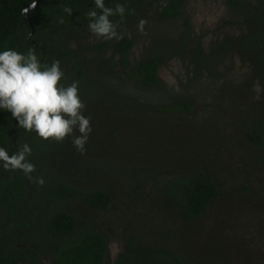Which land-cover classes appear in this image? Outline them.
<instances>
[{
  "label": "rangeland",
  "instance_id": "obj_1",
  "mask_svg": "<svg viewBox=\"0 0 264 264\" xmlns=\"http://www.w3.org/2000/svg\"><path fill=\"white\" fill-rule=\"evenodd\" d=\"M224 3L186 2L181 18L205 45L227 17ZM177 25L161 26L176 31ZM130 27L136 36L141 32L138 24ZM139 42L133 57L142 54ZM185 50L183 43L177 45L180 54ZM188 64L179 55L163 61L157 90L130 84L124 91L113 78L98 77L89 95L79 96L93 129L86 151H78L71 136L54 140L46 153V166L66 172L83 186L110 193L112 204L106 209H95L80 198L62 206L81 220L93 221L108 235L113 258L123 236L133 233L141 242L164 245L199 264L264 261V164L257 160L261 149L248 139L246 125L240 122L250 113L264 118V82L249 77L248 63L238 53L221 61L220 69L215 58L198 55L193 75L185 80ZM205 64L207 74L201 75ZM124 93L131 98L128 102L117 97ZM180 99H191L195 105L183 113L152 107L154 101L170 104ZM74 135H80L78 129ZM133 165H153L163 172L203 169L211 174L219 194L203 215L187 220L156 195L146 184L145 173L134 171ZM49 259L47 254L43 264H49Z\"/></svg>",
  "mask_w": 264,
  "mask_h": 264
},
{
  "label": "trees",
  "instance_id": "obj_2",
  "mask_svg": "<svg viewBox=\"0 0 264 264\" xmlns=\"http://www.w3.org/2000/svg\"><path fill=\"white\" fill-rule=\"evenodd\" d=\"M32 1L0 0V52L12 49L26 55L29 49H33L40 63L49 66L60 57H66L68 63L66 70L61 67L64 75L60 84L67 87L78 82V95L88 96L95 78L89 73L85 75L84 70L78 67L72 58L76 51L69 43L54 41L59 24H50V35L47 37L41 33L43 24H37L31 35L35 41L27 38L29 26L22 9ZM242 1L245 3V0ZM181 2L174 0L176 11ZM91 5H94V0H38L32 13L38 20H42L40 16L45 12H49L51 20H61L63 15L70 16L63 11V7H71V15H74L79 9L87 10ZM252 14L251 20L256 21L257 18L264 22V7L259 8L258 14ZM257 31L264 39V24H260ZM131 44L132 40L123 46ZM257 45L258 62L264 66V41ZM122 58L127 61L123 55ZM159 60L156 53L136 60L128 71L129 85L139 88L160 85L156 75ZM117 97L122 102L131 99L125 93ZM152 107L159 112L186 111L192 107V102L188 99L175 100L170 104L154 101ZM262 125L259 121L257 126L249 128L247 135L261 149L257 160L264 164ZM52 141L42 139L35 131L29 132L18 127V121L11 113L0 109V147L11 155L27 143L32 149L27 159L35 165V171L31 173L34 179H29L21 170H5L0 161V264H40L44 252L49 254L52 264H104L106 234L91 221L81 220L63 208L62 203L80 198L94 208L105 209L110 205L111 195L101 187L83 186L66 172L46 166V153ZM132 167L134 171L144 172L146 184L151 185L156 195L190 221L199 218L219 194L211 174L203 169L163 172L153 165ZM36 178H42L44 184L35 182ZM123 241V250L106 264H195L176 256L164 245L141 242L138 235L133 233L125 234Z\"/></svg>",
  "mask_w": 264,
  "mask_h": 264
},
{
  "label": "flooded vegetation",
  "instance_id": "obj_3",
  "mask_svg": "<svg viewBox=\"0 0 264 264\" xmlns=\"http://www.w3.org/2000/svg\"><path fill=\"white\" fill-rule=\"evenodd\" d=\"M186 2L187 0H182L179 10L176 11V7L173 5L174 0H105V4L108 7L114 8L116 4H123L126 8L123 18L119 15L110 17L113 22H119L117 31L122 37L121 39L111 40L97 38L89 31V18L86 14L94 8V5H91L87 10L79 9L74 15L61 16L60 18L63 20V23L60 22L61 20H51L49 12H45L40 16L42 20H38L36 15L32 13L33 8H31L28 11L27 17H32L33 20L31 21L32 26L28 23L29 32L27 38L32 42L35 41L34 38H31V35L35 31L37 24H43L41 33L43 36L46 35V37L50 35V24H59L54 41L57 43L65 42L70 44V47L76 51L72 58L75 59L78 67L84 70L85 75L89 73L93 79L95 78L94 82H97V78L100 76L113 78L116 82H122L121 85L124 87V91L129 86L130 80L128 71L131 65L135 63L136 60L141 57H146L150 53H156L160 57L156 65V75L158 77L159 67L168 57L171 55L185 57L186 61L189 62L188 77H186L185 80L193 75L197 67L198 55H203L207 58H215V66L220 69L221 61L225 60L227 57H231L233 53L236 55L238 53L242 55L248 63L249 69L247 71L249 77L253 80H258V78H260L261 81L264 82V66L258 62L259 49L256 47L258 46V42L261 41V43H263L264 41L262 35L260 36L257 31L259 25L264 24V22H260L257 18L256 21L250 19L253 16L252 13L258 14L259 8L264 7V0H245V3H243L242 0H225L224 6L227 17L224 16L215 35L208 39L207 45L204 44L202 38L193 32H189L187 20L183 17L181 18L186 8ZM243 6H245V8H243ZM27 17H25L26 20ZM141 19L146 20L147 23L144 31L136 36L131 33L130 24H138ZM160 24H180V26L177 25L176 31H172V29L163 27L164 25L161 26ZM59 34H61L60 37ZM130 40H132V44L124 47L123 44L128 43ZM48 41L50 40L48 39ZM137 41H140L138 47L142 45L143 51L141 55L133 57L131 52L136 46ZM182 43L185 45L186 49L184 55L177 51V45ZM122 55L127 59L126 62L123 60ZM57 60L60 62V67L66 70L68 59L66 57H60V59ZM50 64H52V62ZM206 66H208V64L202 67L200 71L201 75L202 73L207 74ZM141 88L157 90L160 88V85H150L148 88L141 86ZM188 100L192 102V107L186 111H190L195 105L191 99ZM186 111L173 110L171 113H183ZM259 121L263 123L264 118L255 117V115L251 113L247 114L245 118H240V122L246 125V135L249 128L257 126ZM111 204L112 200L110 202V205ZM91 222L101 232L105 233L96 223L93 221ZM106 245L104 264L111 262L119 251L123 250L124 241L122 239L120 250L114 258L109 254V238L107 234ZM169 249L173 251L176 256L199 264L193 258L186 257L180 252L178 254V251H174L171 248ZM46 255L47 253L44 252L40 264H43ZM49 260V264H52V260ZM18 264L25 263L22 262ZM244 264H264V261H248Z\"/></svg>",
  "mask_w": 264,
  "mask_h": 264
},
{
  "label": "clouds",
  "instance_id": "obj_4",
  "mask_svg": "<svg viewBox=\"0 0 264 264\" xmlns=\"http://www.w3.org/2000/svg\"><path fill=\"white\" fill-rule=\"evenodd\" d=\"M35 7L36 0L31 4V8ZM28 10L25 8L23 12ZM63 11L72 14L71 7H63ZM125 12L123 4L113 8L106 6L105 0H94V8L86 14L89 31L97 38L121 39L117 31L119 22H113L110 17L123 18ZM146 23L141 19L138 30L143 32ZM63 75L58 60L50 66L41 64L33 49L26 55L12 49L0 52V109L9 111L18 121V127L35 131L44 140L62 142L71 136V143L83 154L93 130L91 118L83 114L85 105L78 95V82L64 87L60 84ZM77 129L80 135H74ZM31 152L27 143L11 155L0 147V161L5 170H21L34 179L31 173L35 165L27 159ZM35 182L44 184L42 178H36Z\"/></svg>",
  "mask_w": 264,
  "mask_h": 264
},
{
  "label": "water",
  "instance_id": "obj_5",
  "mask_svg": "<svg viewBox=\"0 0 264 264\" xmlns=\"http://www.w3.org/2000/svg\"><path fill=\"white\" fill-rule=\"evenodd\" d=\"M34 2V0L32 1V2H30V3H28L23 9H25V8H28L29 10L31 9V4ZM38 4V0H36V5ZM23 9H22V14H23V16H25V17H27V14H28V12L27 13H24L23 12ZM28 10V11H29ZM33 20V18L32 17H27V21H28V23L31 25V21ZM32 26V25H31Z\"/></svg>",
  "mask_w": 264,
  "mask_h": 264
}]
</instances>
